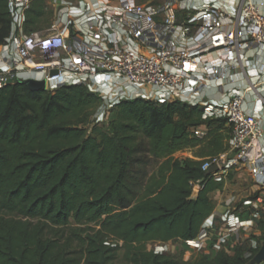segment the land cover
Wrapping results in <instances>:
<instances>
[{
    "label": "trees",
    "instance_id": "16d2710c",
    "mask_svg": "<svg viewBox=\"0 0 264 264\" xmlns=\"http://www.w3.org/2000/svg\"><path fill=\"white\" fill-rule=\"evenodd\" d=\"M52 18L34 0L23 30L42 31ZM11 22L9 0H0V45ZM99 105L85 86L0 88V264H115L121 250L124 264H253L258 249L188 261L147 250L149 243L194 240L212 215L209 195L224 179L201 167L227 151L228 120L204 119L202 108L179 102L135 99L98 125L91 117ZM200 126L203 140L192 133ZM195 148L203 160L174 157ZM152 161L154 172L143 171ZM193 190L198 196L189 201Z\"/></svg>",
    "mask_w": 264,
    "mask_h": 264
},
{
    "label": "built area",
    "instance_id": "2783aa9c",
    "mask_svg": "<svg viewBox=\"0 0 264 264\" xmlns=\"http://www.w3.org/2000/svg\"><path fill=\"white\" fill-rule=\"evenodd\" d=\"M32 1L9 0L0 88L11 79L25 86L42 82L50 93L85 86L100 99L91 117L98 125L122 101L200 107L204 119L226 118L232 127L229 151L205 159L202 171L217 167L211 177L220 181L244 165L264 190L257 111L264 106V0H43L53 12L51 24L25 34ZM192 133L203 140L207 130L200 126ZM220 221L230 236L253 226L230 211ZM206 222L186 242L194 250L209 239L214 221Z\"/></svg>",
    "mask_w": 264,
    "mask_h": 264
},
{
    "label": "rangeland",
    "instance_id": "374dc122",
    "mask_svg": "<svg viewBox=\"0 0 264 264\" xmlns=\"http://www.w3.org/2000/svg\"><path fill=\"white\" fill-rule=\"evenodd\" d=\"M136 3H144L147 0H134ZM113 114H111L112 117ZM229 140V139H228ZM228 140L224 142L226 149L229 151ZM196 151V150H195ZM195 151H181L175 153L174 157L177 159H192L195 156ZM202 149L197 150L200 153ZM216 156V155H214ZM156 164L152 161L147 167H143V171L147 173H153ZM238 174L232 175L231 172L227 174L224 179V186L221 193L210 194L209 199L214 202L216 212L218 213L213 220V228L209 231V239L203 249H192L187 244H183L179 241H172L169 243H149L147 245L148 251H153L157 254H163L175 259L188 261L195 258L197 255H207L213 257L219 250L224 249L227 253L231 254V251L236 248H242L247 256H250L252 251L261 248L264 241V199L258 204V206H245L244 201H251L256 196L251 187L253 182L251 178H237ZM233 196L234 200L230 203V212L235 213L241 220H253L252 230L246 233H239L237 236L227 235L223 231L221 221L218 220L219 213L224 210V203L227 197ZM239 206V207H238ZM263 225V231L261 226ZM123 250L118 252V258L115 264H124L122 260Z\"/></svg>",
    "mask_w": 264,
    "mask_h": 264
},
{
    "label": "crops",
    "instance_id": "0c3cea01",
    "mask_svg": "<svg viewBox=\"0 0 264 264\" xmlns=\"http://www.w3.org/2000/svg\"><path fill=\"white\" fill-rule=\"evenodd\" d=\"M257 111H258V114H259V122H260V126H261V129H262V133H263V139L260 141V148H261V152H262V157H261V160H259V165L261 164H264V106H259V108H257ZM230 142H231V138L229 139L228 141V144L230 146ZM195 151V156L192 158L193 160H196V161H200V160H203L205 157L201 158L199 153H197V150H199V148H195V149H192V150H185V151ZM180 153V152H178ZM226 153V152H225ZM206 159V158H205ZM232 173V175L234 174H238L237 175V178H251L250 177V174H249V171L247 170V168L244 166V165H240L236 168H234L233 170L229 171ZM225 179V177H224ZM251 190H253L252 192H254L256 195H257V198L255 200H252L253 201V205L250 206L251 208H253V206H258V204L262 201V199H264V190L263 189H259L256 185H253V187H251ZM215 193H221V191H215L211 194H215ZM234 200L235 202V197L233 196H229L227 197L225 203H224V210L222 213H219L218 215V220H220V218L224 215L225 212H229L230 211V203ZM218 213L216 212V209H214L212 215L205 221L206 223L205 224H208L211 220H214L216 215Z\"/></svg>",
    "mask_w": 264,
    "mask_h": 264
},
{
    "label": "water",
    "instance_id": "95a60500",
    "mask_svg": "<svg viewBox=\"0 0 264 264\" xmlns=\"http://www.w3.org/2000/svg\"><path fill=\"white\" fill-rule=\"evenodd\" d=\"M56 72H52L51 75H55ZM16 81L14 79H11L7 82V84H15ZM26 87L28 89H30L31 91H43L44 89V84L42 82H34V81H30L29 83L26 84ZM233 157V155L230 156V159ZM218 171L217 167H213L211 169H209V171L207 172V175H211L213 173H216ZM198 196V191L197 190H193L191 196L189 197V201H194L196 200ZM252 263L253 264H262L264 263V243L261 246V248L259 249V251L257 252V254L254 256V258L252 259Z\"/></svg>",
    "mask_w": 264,
    "mask_h": 264
}]
</instances>
